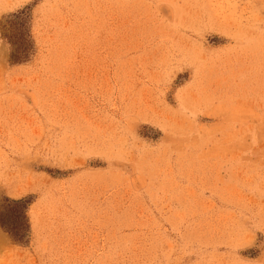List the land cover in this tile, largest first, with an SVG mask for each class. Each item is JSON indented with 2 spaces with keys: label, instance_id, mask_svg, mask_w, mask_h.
<instances>
[{
  "label": "rangeland",
  "instance_id": "obj_1",
  "mask_svg": "<svg viewBox=\"0 0 264 264\" xmlns=\"http://www.w3.org/2000/svg\"><path fill=\"white\" fill-rule=\"evenodd\" d=\"M0 264H264V0H0Z\"/></svg>",
  "mask_w": 264,
  "mask_h": 264
},
{
  "label": "trees",
  "instance_id": "obj_2",
  "mask_svg": "<svg viewBox=\"0 0 264 264\" xmlns=\"http://www.w3.org/2000/svg\"><path fill=\"white\" fill-rule=\"evenodd\" d=\"M17 203H19V204H23V201H18ZM10 231L9 232H11V234H13L14 236H16V237H19V235L16 233V229H14V228H10L9 229ZM22 237H20V239H21Z\"/></svg>",
  "mask_w": 264,
  "mask_h": 264
}]
</instances>
